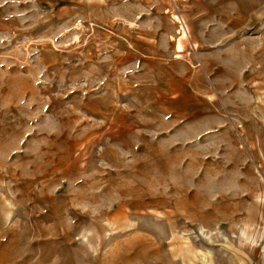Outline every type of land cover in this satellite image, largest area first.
<instances>
[{
	"label": "rangeland",
	"instance_id": "rangeland-1",
	"mask_svg": "<svg viewBox=\"0 0 264 264\" xmlns=\"http://www.w3.org/2000/svg\"><path fill=\"white\" fill-rule=\"evenodd\" d=\"M257 102L264 0H0V264H263Z\"/></svg>",
	"mask_w": 264,
	"mask_h": 264
},
{
	"label": "bare ground",
	"instance_id": "bare-ground-1",
	"mask_svg": "<svg viewBox=\"0 0 264 264\" xmlns=\"http://www.w3.org/2000/svg\"><path fill=\"white\" fill-rule=\"evenodd\" d=\"M181 1H186V0H181ZM172 20H173V23H177L179 19L176 15V16L172 17ZM176 34H177L178 38L170 37V40L171 41L174 40V43H175L174 44V53H175L174 58L175 59H181L183 57V53L185 52L184 41L188 39V34H187L186 29L183 27H181V28L179 27V30L176 32ZM190 39H192V38H189V41H190ZM196 46L194 45V48ZM256 105H257L256 106L257 109L260 110L261 112H263V115H264V103L257 102ZM256 199H257V202H259V204L262 206V208L264 210V194H262V195L260 194V196H258ZM260 220H261V223L252 229V233H251V235L253 234L252 236H249L248 235L249 233H247V225H244L241 228L240 237H239V244H242V242L244 241L245 242L244 244L252 246V245H254L253 243L257 242V240L264 238V213L260 216ZM201 234L204 237L207 236V234H205L203 230H201ZM262 251H263L262 253H263V258H264V247H263ZM198 253L203 257V263L204 264H211L213 262V260H212V262H210L208 260L207 253L203 254L200 251H198ZM260 253H261V251H260ZM193 258H196V256H193ZM263 264H264V259H263Z\"/></svg>",
	"mask_w": 264,
	"mask_h": 264
},
{
	"label": "built area",
	"instance_id": "built-area-1",
	"mask_svg": "<svg viewBox=\"0 0 264 264\" xmlns=\"http://www.w3.org/2000/svg\"><path fill=\"white\" fill-rule=\"evenodd\" d=\"M178 17V22H177V25L181 28V27H183V28H185L186 29V31H187V28H186V23H185V21L183 20V18L181 17V16H177ZM187 34H188V31H187Z\"/></svg>",
	"mask_w": 264,
	"mask_h": 264
},
{
	"label": "crops",
	"instance_id": "crops-1",
	"mask_svg": "<svg viewBox=\"0 0 264 264\" xmlns=\"http://www.w3.org/2000/svg\"><path fill=\"white\" fill-rule=\"evenodd\" d=\"M256 110H258L257 108H256ZM259 112H260V114H261V118H262V120H263V122H264V115H263V112H261L260 110H258Z\"/></svg>",
	"mask_w": 264,
	"mask_h": 264
}]
</instances>
